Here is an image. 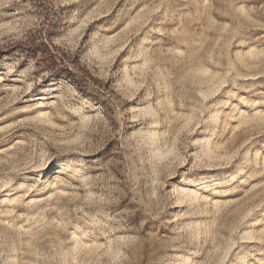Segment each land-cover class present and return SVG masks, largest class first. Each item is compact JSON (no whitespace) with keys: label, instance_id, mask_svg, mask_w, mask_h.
<instances>
[{"label":"rangeland","instance_id":"rangeland-1","mask_svg":"<svg viewBox=\"0 0 264 264\" xmlns=\"http://www.w3.org/2000/svg\"><path fill=\"white\" fill-rule=\"evenodd\" d=\"M0 264H264V0H0Z\"/></svg>","mask_w":264,"mask_h":264},{"label":"trees","instance_id":"trees-1","mask_svg":"<svg viewBox=\"0 0 264 264\" xmlns=\"http://www.w3.org/2000/svg\"><path fill=\"white\" fill-rule=\"evenodd\" d=\"M50 45L41 43L40 47H38L35 51H39L41 53V62L42 63H51V65L56 66V57L51 53L49 49ZM61 63L63 62H68L67 60L65 61L64 56L59 59ZM66 69V68H65Z\"/></svg>","mask_w":264,"mask_h":264}]
</instances>
